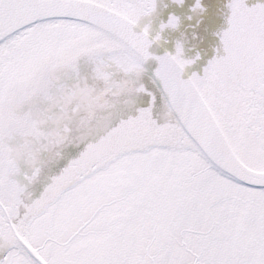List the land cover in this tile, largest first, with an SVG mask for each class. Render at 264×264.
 I'll use <instances>...</instances> for the list:
<instances>
[{
	"label": "snow or ice",
	"instance_id": "6c2138e0",
	"mask_svg": "<svg viewBox=\"0 0 264 264\" xmlns=\"http://www.w3.org/2000/svg\"><path fill=\"white\" fill-rule=\"evenodd\" d=\"M226 7L216 55L185 80L199 55L184 59L180 42L149 54L177 17L152 39L150 24L134 31L157 0H0V119L49 68L102 82L121 113L102 163L81 172L82 152L35 200L27 188L60 157L53 145L73 143L72 124L23 173L0 150V264H264V0ZM149 60L156 94L139 82Z\"/></svg>",
	"mask_w": 264,
	"mask_h": 264
},
{
	"label": "water",
	"instance_id": "95a60500",
	"mask_svg": "<svg viewBox=\"0 0 264 264\" xmlns=\"http://www.w3.org/2000/svg\"><path fill=\"white\" fill-rule=\"evenodd\" d=\"M195 0H184L182 5H175L171 0H157L156 15L139 18L134 31L139 32L145 25H151L149 39L155 37L161 22H167L169 15L178 18L179 24L174 31L166 30L161 38L149 48L152 56H163L165 53L175 54V43L180 42L184 48V59H192L199 55L200 59L186 67L182 79H188L193 73L202 75L204 67L216 55L219 48L217 33L226 29L228 0H201L204 11L194 15L190 9ZM260 0H246L252 6ZM191 16L192 19H188ZM199 21V23H198ZM144 73L140 84L147 91L156 94L154 73L158 67L155 60L144 64ZM88 69L81 61V76H87ZM118 79H127L120 76ZM131 81V86H136ZM149 97L141 94L134 97L136 108L148 107ZM110 97L104 91L102 82L90 77L84 79L73 77L63 68H49L32 86L20 92H13L5 106L0 119V150L16 163L23 173L30 170L31 154L42 147V141L49 134L67 135L65 129L72 124V144L67 147L53 145L60 149V157L54 163H46L38 180L28 186L31 199H38L43 189L51 183V179L71 161L80 158L87 151L81 172L102 163L104 145L113 124L120 117V112L111 107ZM162 112L154 108L153 117L158 123ZM81 121L76 127L74 120ZM42 159H46L42 155ZM15 179V177H11ZM22 180V177H18Z\"/></svg>",
	"mask_w": 264,
	"mask_h": 264
},
{
	"label": "clouds",
	"instance_id": "9594fccd",
	"mask_svg": "<svg viewBox=\"0 0 264 264\" xmlns=\"http://www.w3.org/2000/svg\"><path fill=\"white\" fill-rule=\"evenodd\" d=\"M171 3H172V0H171ZM183 3H184V0H183ZM202 13V12H201ZM194 14V13H193ZM196 15V14H194ZM177 28V26L173 23V24H170L168 30L169 31H174L175 29Z\"/></svg>",
	"mask_w": 264,
	"mask_h": 264
}]
</instances>
